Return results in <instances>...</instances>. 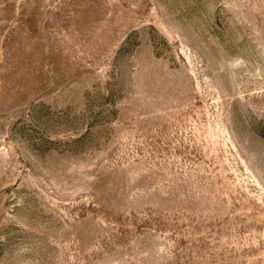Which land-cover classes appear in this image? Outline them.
<instances>
[{
  "label": "rangeland",
  "instance_id": "374dc122",
  "mask_svg": "<svg viewBox=\"0 0 264 264\" xmlns=\"http://www.w3.org/2000/svg\"><path fill=\"white\" fill-rule=\"evenodd\" d=\"M0 264H264V0H0Z\"/></svg>",
  "mask_w": 264,
  "mask_h": 264
}]
</instances>
